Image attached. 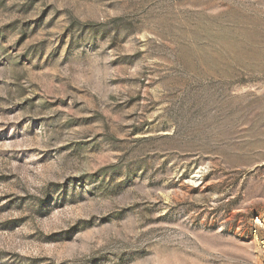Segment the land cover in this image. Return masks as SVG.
<instances>
[{"label": "rangeland", "instance_id": "obj_1", "mask_svg": "<svg viewBox=\"0 0 264 264\" xmlns=\"http://www.w3.org/2000/svg\"><path fill=\"white\" fill-rule=\"evenodd\" d=\"M0 264H264V0H0Z\"/></svg>", "mask_w": 264, "mask_h": 264}]
</instances>
